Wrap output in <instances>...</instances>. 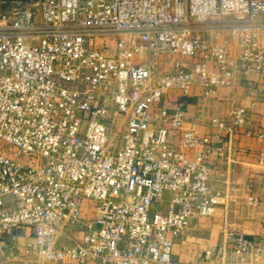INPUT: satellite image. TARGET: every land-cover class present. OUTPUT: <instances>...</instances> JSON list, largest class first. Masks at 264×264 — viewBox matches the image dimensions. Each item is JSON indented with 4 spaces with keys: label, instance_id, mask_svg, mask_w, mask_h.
<instances>
[{
    "label": "built area",
    "instance_id": "2783aa9c",
    "mask_svg": "<svg viewBox=\"0 0 264 264\" xmlns=\"http://www.w3.org/2000/svg\"><path fill=\"white\" fill-rule=\"evenodd\" d=\"M238 77L263 93L264 0H0V264H189L174 247L239 189L212 160L244 134L264 170V126L234 106L201 134L161 102ZM225 238L242 264L262 251Z\"/></svg>",
    "mask_w": 264,
    "mask_h": 264
},
{
    "label": "crops",
    "instance_id": "0c3cea01",
    "mask_svg": "<svg viewBox=\"0 0 264 264\" xmlns=\"http://www.w3.org/2000/svg\"><path fill=\"white\" fill-rule=\"evenodd\" d=\"M244 77L255 81L259 79L256 72H249ZM257 94L256 91L244 87L238 77L231 89H219L218 95L211 98H205L203 89L199 87L186 96L181 92L172 91L162 100L161 106L173 109L181 104L187 120L195 129L201 134H215L220 129L213 123L214 119L228 124L234 106L250 107L254 104L251 120L244 129L247 131L264 126V91L261 95ZM235 139L227 153L229 159H213L210 167L216 177H230L238 184L236 200L229 209L219 208L213 217L203 218L195 223L174 247L173 253L177 262L242 264L233 252V243L225 238L227 231H230L245 234L262 249L257 253V257L256 254L251 255L246 264H264V170L256 164L255 153L258 144L244 134ZM249 182L256 184L257 196L261 203L254 211L248 207L244 191ZM30 234L31 231L26 228L14 229L11 234L5 235L2 242L9 243L12 236L24 241ZM208 251L215 254L214 258L206 257ZM255 257L257 260H254Z\"/></svg>",
    "mask_w": 264,
    "mask_h": 264
},
{
    "label": "rangeland",
    "instance_id": "374dc122",
    "mask_svg": "<svg viewBox=\"0 0 264 264\" xmlns=\"http://www.w3.org/2000/svg\"><path fill=\"white\" fill-rule=\"evenodd\" d=\"M231 205H232V204H231ZM231 205H230L229 207H226L225 210L229 209V208L231 207ZM246 207H247V206H246ZM248 207H249L251 210H253V211L256 210V209H258V208H253V207H250V206H248ZM80 236H81L80 233H77V234H76V237H77V238H80Z\"/></svg>",
    "mask_w": 264,
    "mask_h": 264
}]
</instances>
